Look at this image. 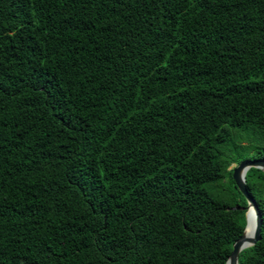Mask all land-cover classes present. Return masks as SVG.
Listing matches in <instances>:
<instances>
[{
	"label": "trees",
	"instance_id": "1",
	"mask_svg": "<svg viewBox=\"0 0 264 264\" xmlns=\"http://www.w3.org/2000/svg\"><path fill=\"white\" fill-rule=\"evenodd\" d=\"M261 158L264 0H0V264H225Z\"/></svg>",
	"mask_w": 264,
	"mask_h": 264
},
{
	"label": "water",
	"instance_id": "2",
	"mask_svg": "<svg viewBox=\"0 0 264 264\" xmlns=\"http://www.w3.org/2000/svg\"><path fill=\"white\" fill-rule=\"evenodd\" d=\"M249 168H257L264 172V158L241 160L232 170V178L235 185L246 201L245 206L235 205L234 208L244 211L245 226L242 234L232 244L231 252L227 257L225 264H238L240 252L243 249L254 245L260 239L261 213L253 196L248 192L245 182V174ZM250 208L254 212L255 219L252 231L253 235L251 236L247 234V212Z\"/></svg>",
	"mask_w": 264,
	"mask_h": 264
},
{
	"label": "bare ground",
	"instance_id": "3",
	"mask_svg": "<svg viewBox=\"0 0 264 264\" xmlns=\"http://www.w3.org/2000/svg\"><path fill=\"white\" fill-rule=\"evenodd\" d=\"M247 221H248V225H247V233H248L249 230L253 231L254 223H255L254 212L251 208L247 212Z\"/></svg>",
	"mask_w": 264,
	"mask_h": 264
},
{
	"label": "rangeland",
	"instance_id": "4",
	"mask_svg": "<svg viewBox=\"0 0 264 264\" xmlns=\"http://www.w3.org/2000/svg\"><path fill=\"white\" fill-rule=\"evenodd\" d=\"M241 142H242V144H244V145H248V144H249V142H248L247 140H243V141H241ZM236 165H237V164L232 163V164L228 167V169L234 168Z\"/></svg>",
	"mask_w": 264,
	"mask_h": 264
},
{
	"label": "clouds",
	"instance_id": "5",
	"mask_svg": "<svg viewBox=\"0 0 264 264\" xmlns=\"http://www.w3.org/2000/svg\"><path fill=\"white\" fill-rule=\"evenodd\" d=\"M249 236L253 235L252 231L249 230V232L247 233Z\"/></svg>",
	"mask_w": 264,
	"mask_h": 264
}]
</instances>
